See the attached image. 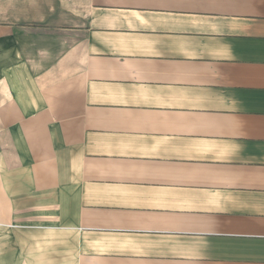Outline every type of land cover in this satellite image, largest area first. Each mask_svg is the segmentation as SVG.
I'll use <instances>...</instances> for the list:
<instances>
[{"label": "crops", "instance_id": "obj_1", "mask_svg": "<svg viewBox=\"0 0 264 264\" xmlns=\"http://www.w3.org/2000/svg\"><path fill=\"white\" fill-rule=\"evenodd\" d=\"M79 6L0 24V264H264V0Z\"/></svg>", "mask_w": 264, "mask_h": 264}, {"label": "rangeland", "instance_id": "obj_2", "mask_svg": "<svg viewBox=\"0 0 264 264\" xmlns=\"http://www.w3.org/2000/svg\"><path fill=\"white\" fill-rule=\"evenodd\" d=\"M82 0H0V24H69ZM70 5V6H69Z\"/></svg>", "mask_w": 264, "mask_h": 264}]
</instances>
